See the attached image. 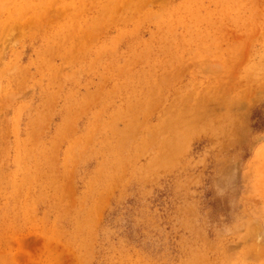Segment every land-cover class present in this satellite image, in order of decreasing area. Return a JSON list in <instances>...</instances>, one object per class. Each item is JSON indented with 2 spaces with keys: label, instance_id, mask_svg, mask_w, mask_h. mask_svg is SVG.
<instances>
[{
  "label": "rangeland",
  "instance_id": "rangeland-1",
  "mask_svg": "<svg viewBox=\"0 0 264 264\" xmlns=\"http://www.w3.org/2000/svg\"><path fill=\"white\" fill-rule=\"evenodd\" d=\"M0 264H264V0H0Z\"/></svg>",
  "mask_w": 264,
  "mask_h": 264
}]
</instances>
